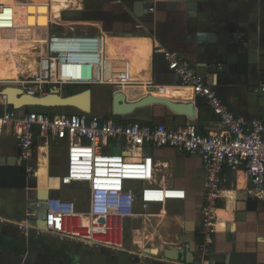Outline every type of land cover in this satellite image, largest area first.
I'll use <instances>...</instances> for the list:
<instances>
[{"label": "crops", "instance_id": "0c3cea01", "mask_svg": "<svg viewBox=\"0 0 264 264\" xmlns=\"http://www.w3.org/2000/svg\"><path fill=\"white\" fill-rule=\"evenodd\" d=\"M19 1L33 2L34 0ZM199 2L200 0H77V3L63 10L59 18L51 12L50 22L42 27L46 31L44 40L46 41L52 32L81 30L102 33L105 40L107 39L105 51L107 48L111 56H108L106 52L105 78L103 83L98 84L107 85L109 93L107 91L99 93L91 89L92 114L101 118L120 122L163 123L174 128L193 122L198 125L201 133L209 134L215 130L218 117L201 98L194 100L197 107V117L194 119L175 112L163 103L143 105L126 114L113 113V94L119 90L124 91L130 101L146 96L150 88H152L150 93L154 96L166 97L174 102H187L188 100L184 99L192 98V89L182 87L178 74L169 67L164 51H170L190 61L200 74L213 77L214 89L235 113L246 119L264 120V92L255 90V87L264 80V0H225L224 2L212 0L208 5H204V2L199 4ZM14 6V0H0V24L10 23L11 26L15 18ZM3 8L6 11H2ZM2 14H5V17ZM76 25H82V27L78 29ZM20 30L22 29H15L18 37ZM33 38L35 37H30V39ZM129 39L132 40L131 46L128 44ZM45 41L41 44L39 41L37 49ZM11 45L14 43L11 42L8 46ZM2 52L7 56L5 59L2 58L3 60ZM0 59V73H7L8 78L0 79L1 90L9 85V81L18 80L17 76L28 70V62H25L27 68L18 73L13 71L14 68L6 62L20 64L23 61H13L5 51L0 52ZM3 68H5L4 71ZM1 74L0 78H2ZM80 86L83 88L79 91H82L90 85ZM6 107L10 108L6 99L0 95V110ZM52 109L56 110L57 107ZM15 110L18 114H23L28 111V108ZM18 147L12 127L6 128L0 136V167L9 166L7 160L16 155ZM57 148H64L65 152L62 151L64 155L66 153L64 158L66 164L63 163L62 166L54 169L51 168L50 156ZM110 150L121 153L124 151L123 142H116ZM143 156L153 169V184L181 187L187 192L185 199L153 203L146 209L137 204V211L149 216V210L155 211L160 206L175 201L184 203V209L174 215L164 216L162 212L152 213L157 215L156 219L151 218L152 223L157 220L158 223L160 222L158 225L163 227L166 224L168 227L169 231L163 236L173 237L172 242L177 238L181 240L175 243L179 245L173 247L184 248L186 243H190V250L195 253L193 264L197 262L264 264V199H257L250 195V182L244 171L235 172L225 167L221 172L220 193L210 203L216 215L214 232L211 234V243L205 245L203 223L199 218L205 211L202 208L203 197L210 188L208 173L201 158L174 147H156L149 144L143 148ZM27 164L38 169L36 175H33L36 177L34 187H31L28 182V178L33 176H26L25 187L10 186L0 182V229L1 225L6 224L9 233L14 231L15 227L22 228L21 225L25 221L32 223L39 220L38 215L31 216L29 213L39 214V205L45 208L44 202L37 197V190L49 188L52 193L53 186L57 184L55 178H51L50 175L55 173L58 175V171L63 170L64 165L67 167L66 142H59L53 138L46 142L38 136L34 154ZM27 164L25 163V166ZM19 165L17 164L16 167L19 168ZM131 184L134 188H138L142 183L132 182ZM25 188H32V194H28ZM145 215L129 218L126 221L133 225L143 221L146 225ZM136 228L140 229V226ZM2 235L11 239L28 241L26 237ZM151 235L148 237H153V234ZM60 241L76 247L75 242ZM182 241L185 243L183 242L184 244L180 246ZM41 243L46 245L43 240H40V243L34 247L37 245L43 247ZM34 247H30L29 250ZM68 249L71 251L72 248ZM29 250L20 255L10 247H0V264H20L19 258L30 252ZM47 250L54 252L48 248ZM150 250L153 254L138 253L142 263L147 259L170 264L186 263L167 261L160 256L153 257L151 255L157 253L158 249L150 247ZM52 254L41 251L26 262L24 259L23 264H42L40 260H44L45 263L50 257L54 264H58V260L60 264H72L70 259L62 254Z\"/></svg>", "mask_w": 264, "mask_h": 264}, {"label": "built area", "instance_id": "2783aa9c", "mask_svg": "<svg viewBox=\"0 0 264 264\" xmlns=\"http://www.w3.org/2000/svg\"><path fill=\"white\" fill-rule=\"evenodd\" d=\"M39 51L36 74L9 81V85L36 96L50 93L65 96L62 90L66 85L104 82L105 38L102 33L52 32ZM164 56L169 67L178 74L180 85L192 89L196 98L203 99L218 117L211 133H201L193 122L174 128L163 123L104 119L85 111L50 116L36 111L18 114L7 107L0 110V136L6 128L12 127L22 150L21 163L27 164L33 156L38 136L46 142L51 138L65 141L67 167L61 183L88 185L85 210H80L75 200L50 195L44 201L47 228L40 227L37 221H25L21 225L24 233L28 235L34 229L37 236L51 232L60 240L80 242L96 251L126 249L125 221L145 215L137 211L138 203L146 209L153 203L187 196L184 188L152 183L153 169L143 156L146 144L174 147L199 156L208 173L211 202L220 193V174L225 167L235 172L244 171L249 178L250 195L264 199V120L246 119L235 113L214 89V78L200 74L187 59L170 51H164ZM255 90L264 92V80ZM118 141L123 142L124 151L114 153L110 148ZM25 169L27 177L36 175L38 170L30 164ZM132 182L142 184L134 188ZM204 209L207 217L203 230L205 245H208L212 241L216 215L210 204Z\"/></svg>", "mask_w": 264, "mask_h": 264}, {"label": "rangeland", "instance_id": "374dc122", "mask_svg": "<svg viewBox=\"0 0 264 264\" xmlns=\"http://www.w3.org/2000/svg\"><path fill=\"white\" fill-rule=\"evenodd\" d=\"M14 1H15V6H14V14H15L14 17L15 18H14V21L11 22L12 24L10 27H11V32L14 34L15 38L17 40H33L35 42L38 41L37 43H39V41H40V44L43 43V41H45L44 35L46 34V31L44 29H42V27L48 25V23L50 22V14L52 12L51 11L52 10L51 9L52 1H50V0H34L33 2H22L19 0H14ZM224 1L225 0H221V2H224ZM230 1H233V0H230ZM201 2H204V5H208L210 2H212V0H200L199 4ZM74 3H77V0ZM74 3H72V4H74ZM219 9L221 10V5L219 6ZM2 11H6V10L3 8ZM61 14H62V12H61ZM2 16L5 17V14H2ZM54 16H55V14H54ZM76 26H78V29H79V27H82V25H76ZM15 29H22V30H20V33H18L19 37L16 36L17 33H15ZM78 29H76V30H78ZM21 31H24V32H21ZM12 33L6 34V37L2 40V44L0 45L1 47H3V46H4V48L9 47L8 45H10V43H11L10 34H12ZM40 35L43 36L42 39H41ZM33 36L35 38L30 39V37H33ZM16 39H15V41H16ZM3 43H4V45H3ZM43 45L44 44H42V46ZM31 51H34V53H37L39 51V49H37V47H36L35 49H31ZM107 53H108V56H111V54L109 52H107ZM1 54H2L1 59L2 58L5 59L7 57L5 55V53L2 52ZM5 62H6V60H5ZM6 63L8 65L12 66L11 68H14L13 71H16L18 73L24 71V69L27 68V64H26L27 62L26 63L23 62L20 64L15 63L16 65L10 64V62H6ZM4 70H5V68H3V71ZM19 75L17 77H19ZM1 77L5 78L6 80L8 79L7 73H5V74L2 73ZM21 78H23V77H21ZM81 88H83V87L80 85H66V86H64V88L62 90V94L67 95V94H70L72 92L76 93V92H79V90ZM89 88L92 90L94 89L95 92L104 93L107 91L109 93V89H108L107 85H99V84L98 85H90ZM26 108H28V111L43 112V113H46L50 116L51 115H58V114L70 115V114H75L79 111L77 108L71 107V106L57 107L56 110H53L52 108L48 109L45 107H38V106L26 107ZM53 145L56 146L55 144H53ZM62 150L64 151V148H61V149L57 148V149H54L53 152L51 153V156H50L51 157L50 158L51 168L56 169V168H59L60 166H62L63 163L66 164L65 159H64L66 156V153L64 155ZM65 170H66V165H64L63 170L58 171V175L56 173L54 175L53 174L50 175L51 178H55L54 180L57 184V186H53V191L51 194H52V196H59V197L75 200L77 202L78 208L80 210H85V199H86V195L88 193V185L86 183H73L71 185H63L61 183V177H62L63 173H65ZM53 172H54V170H53ZM28 182H29L31 187H34V185L36 184V177L33 176L31 178H28ZM25 189H26V192L28 194H32V192H33L32 188L31 189L25 188ZM210 196L211 195H210V190H209V191H207V193H205V195L203 197L204 198L203 199L204 204H203L202 208L208 207V205L211 203V201L209 199ZM183 209H184V203L175 201L174 203H169L167 205L160 206L155 211L149 210L148 211V215H149L148 218L150 220L145 218L148 226H146L147 224L144 225L143 221L142 222L140 221V223H136V224L134 223V225L132 223H128L127 221H125V224H124V243H125L126 249H130V251H133V252H136V253H139L140 255H142V254H144L143 249L145 247H156L158 249V251L160 250V253L158 255L155 253L154 255H151V256L163 257L162 252H163L164 248L179 245V244H175V243H178L181 240H179L177 238V240L172 242L171 240L174 239L173 237L166 238L165 236H163L164 233L166 234V232L169 231L168 227L166 226V224L163 227L161 225H158L160 222L158 223L157 220H154L152 223L151 218L154 217L156 219V217H157V215L152 214V213L153 212H157V213L162 212V213H164V216H167V214L174 215V213H179L178 211L183 210ZM38 212H39V214H37V215L39 216V218L44 217L45 208L43 209V205H39ZM206 217H207V215H204V212H203V214L200 216L199 220L203 223V222H205ZM34 224L35 223H33L32 225H34ZM138 225L140 226V229L136 228V227H138ZM20 229L22 232L18 231ZM34 230L30 231L29 234L27 235L26 233H24V230H22L21 227H15L14 231L9 233L7 225L6 224L1 225V229H0L1 234H6V235H10V236L14 235V237H17V238L26 237V238H28V241L38 238L37 240H43L46 243V245L42 244L43 247H41V245H37V247H34L33 249L29 250L30 252L21 256L19 258V260L21 261L20 264L24 263V259L26 262L29 260V258L34 256L35 254L40 253L41 251H42V253H49V254L53 253L52 255H58L57 252L67 251L68 248L74 247V246L71 247L70 243L60 241L59 237L54 236L53 234H51V232H43L42 234L37 236L36 232ZM170 231H171V229H170ZM151 234H153V237L149 238L148 236H152ZM183 242L184 241L181 242L180 246L185 243V242L184 243ZM75 243H76L75 246H78V247L81 246L80 242H75ZM47 246L53 248V250H51V251H54V252H52V253L49 252L47 250ZM43 249H46L48 252L46 250H43ZM140 255L138 257H136L131 264H143L142 260L140 259V257H141ZM69 259H71V257ZM40 261L42 262V264H45V263L54 264L53 261H51V257L45 263H44V260H40ZM143 261H145V260H143ZM153 261H151V259H147L144 263L170 264V263H166V262L161 263V262H157V261L153 262ZM58 262H59L58 264H60L59 260H58ZM195 264H203V263L197 262Z\"/></svg>", "mask_w": 264, "mask_h": 264}, {"label": "water", "instance_id": "95a60500", "mask_svg": "<svg viewBox=\"0 0 264 264\" xmlns=\"http://www.w3.org/2000/svg\"><path fill=\"white\" fill-rule=\"evenodd\" d=\"M137 100H128L127 94L119 90L113 94V113L116 115L126 114L133 111L135 108L151 104V103H163L169 108L177 113L185 114L190 118L194 119L197 117V107L195 104L196 96L193 92L191 99L187 102H174L166 97H156L150 92ZM0 95L6 99L8 106L20 109L23 107H45V108H55V107H65L71 106L77 108L79 111H85L92 113V90L86 88L82 91L76 92L71 95L62 96L58 93H50L45 96H36L24 93L22 88L14 85H8L0 90ZM22 150L20 147L17 149V155L11 156L7 160V164L10 166H15L17 164L18 156L21 154ZM49 188H39L37 190V197L40 201L44 202L50 197ZM2 222V221H1ZM38 225L44 229L47 228L44 217L39 218L37 221ZM107 250L106 253H101L99 251L93 250L87 245H81L80 247H73L70 251V261L72 264H129L131 260L139 256L138 253L130 251L128 249H122L119 251ZM131 252V253H130ZM144 253L153 254L150 248H144ZM159 251L156 253L158 254ZM164 260L167 261H183L188 264H193L195 262V253L190 250V243H186L184 248L179 247H167L163 250ZM149 264V263H143Z\"/></svg>", "mask_w": 264, "mask_h": 264}, {"label": "bare ground", "instance_id": "6f19581e", "mask_svg": "<svg viewBox=\"0 0 264 264\" xmlns=\"http://www.w3.org/2000/svg\"><path fill=\"white\" fill-rule=\"evenodd\" d=\"M51 1H52L51 11L55 14V17L58 18L60 17L61 12L65 9H68L72 5V3H74L76 0H51ZM8 33H12L10 23L0 24V45L2 44L1 38L6 36V34ZM10 36L12 38V39L10 38V40H12L11 42H13L14 45H11L10 47H5V48L4 46L3 47L0 46V51L8 52L9 56L12 58L13 61L28 62V70L20 74L19 78H21L22 76L35 75L38 70L39 60L37 58L38 54L34 53V51H31V49H35L38 46V43L33 40H26V41L16 40L15 42L14 34L12 33L10 34ZM105 42L107 44V39L105 40ZM128 44L131 46L132 44L131 39L128 40ZM106 52H107V48L105 51V56H106ZM104 67H105V59H104ZM0 79L6 80L5 78H0ZM217 215H218V211H217Z\"/></svg>", "mask_w": 264, "mask_h": 264}, {"label": "trees", "instance_id": "16d2710c", "mask_svg": "<svg viewBox=\"0 0 264 264\" xmlns=\"http://www.w3.org/2000/svg\"><path fill=\"white\" fill-rule=\"evenodd\" d=\"M74 93H70L68 95H71ZM48 109H51V108H48ZM51 116H55V115H51ZM199 131H200V128H199ZM21 171L25 173V170L23 168H20V167L17 168L16 166L15 167H12V166L0 167V182H2V184H7L10 186L25 187L26 186V173L24 176L22 175ZM38 243H40V240L21 241L19 239H11L10 237L0 234V247H10L14 249V251L20 255H22L23 253H25L26 250H29L30 247H34ZM47 248L50 251L53 250L49 246H47ZM57 253L62 254L66 258H70L69 249L67 251H64V252L59 251Z\"/></svg>", "mask_w": 264, "mask_h": 264}, {"label": "flooded vegetation", "instance_id": "af4514ba", "mask_svg": "<svg viewBox=\"0 0 264 264\" xmlns=\"http://www.w3.org/2000/svg\"><path fill=\"white\" fill-rule=\"evenodd\" d=\"M16 155H17V153H16ZM18 158H19V156H18ZM18 163H19L20 165H19ZM17 164L19 165L20 168H23V169L25 170V173H26V169H25L26 166H25V164H24V163H20V162L18 161V159H17ZM17 164H16L15 166H17ZM9 166H10V165H9ZM21 172H22V171H21ZM25 173L22 172V175L25 176ZM98 251L101 252V253H106V252H107V250H98ZM108 252H110V251H108ZM110 253H112V252H110Z\"/></svg>", "mask_w": 264, "mask_h": 264}]
</instances>
